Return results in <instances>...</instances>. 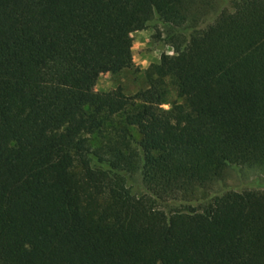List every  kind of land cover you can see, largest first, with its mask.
Returning <instances> with one entry per match:
<instances>
[{"label":"trees","instance_id":"obj_1","mask_svg":"<svg viewBox=\"0 0 264 264\" xmlns=\"http://www.w3.org/2000/svg\"><path fill=\"white\" fill-rule=\"evenodd\" d=\"M149 27L175 56L97 91ZM235 167L264 174V0H0V264H264V190L190 206Z\"/></svg>","mask_w":264,"mask_h":264},{"label":"rangeland","instance_id":"obj_2","mask_svg":"<svg viewBox=\"0 0 264 264\" xmlns=\"http://www.w3.org/2000/svg\"><path fill=\"white\" fill-rule=\"evenodd\" d=\"M216 1L219 7H230L233 0ZM130 49L131 64L116 74L102 73L95 85L97 91H109L117 86H121L126 95H133L147 87L144 74L145 69L153 63H158L163 53L175 56L173 49L165 44L162 37L159 38L157 31L151 27L132 33ZM180 100L174 88L170 86L169 102ZM169 107V103L163 105L165 109ZM135 186L137 190L144 192V188L141 186L139 180H136ZM245 190H264V174L244 167L230 168L224 180L199 191V194L190 206L191 208L198 209L203 202L215 195H220L226 191L242 192ZM161 207L170 214H174L177 210L188 208L186 205L174 202L162 204Z\"/></svg>","mask_w":264,"mask_h":264}]
</instances>
